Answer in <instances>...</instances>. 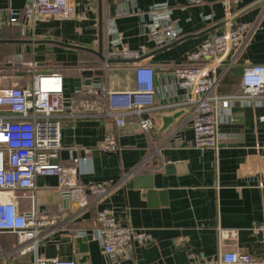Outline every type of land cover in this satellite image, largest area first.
Segmentation results:
<instances>
[{
	"label": "crops",
	"instance_id": "1",
	"mask_svg": "<svg viewBox=\"0 0 264 264\" xmlns=\"http://www.w3.org/2000/svg\"><path fill=\"white\" fill-rule=\"evenodd\" d=\"M167 1L173 19L182 29L180 38L167 46H156L145 33L140 15L117 16L131 8L126 0H72L75 16L39 21L33 32L22 26L0 27V50L13 66L2 75L28 79L26 63L36 62L38 71L58 70L64 76L65 96L75 102V116L62 124L58 161L74 166L78 183L108 182L109 197L96 203L93 197L86 205L60 195V177L39 175L34 191L40 213L50 223L43 229L37 249L22 253L17 236L0 235V263L34 264L35 258L71 259L77 264L78 235H92L101 245L103 264H219L221 253L243 249L260 256L264 225V95L260 103H237L223 115L221 130L226 139L219 150L194 146V129L189 117L190 106L183 102L189 90L180 87L174 70L184 63L188 53L196 50L211 35L227 28V10L231 22H248L253 31L235 64L222 78L219 92L235 95L243 91L242 74L247 66H264V0H241L226 7L224 0H206L190 5L187 0H134L137 8L147 11L158 2ZM26 0H0V19L7 10H23ZM212 16L206 20V16ZM114 16L126 48L137 51V60L124 59L105 67L96 54L100 29L103 32L104 55L107 47L106 17ZM9 50V52L7 51ZM7 53H10L9 55ZM21 59V60H20ZM136 61L151 64L156 70V102L164 108L152 113L155 127L150 136L134 118L124 128L114 119L79 116L82 103L90 101L93 85L113 90L134 87ZM224 67L220 68V72ZM102 71V74H97ZM184 113L166 131L162 115ZM234 121V122H233ZM111 139L118 142L117 151H107ZM167 163H179L173 173H166ZM154 164H157L156 167ZM162 174L163 188L151 199L138 197L130 201L126 180L148 172ZM19 208H31L30 190L17 191ZM67 209L62 211V206ZM109 207L124 226L147 230L152 241L141 244L133 240L129 256L105 253L97 235V212ZM237 231V236L232 234ZM85 232L86 235H81ZM9 253L6 258L2 255ZM85 263L93 264L90 257Z\"/></svg>",
	"mask_w": 264,
	"mask_h": 264
},
{
	"label": "built area",
	"instance_id": "2",
	"mask_svg": "<svg viewBox=\"0 0 264 264\" xmlns=\"http://www.w3.org/2000/svg\"><path fill=\"white\" fill-rule=\"evenodd\" d=\"M131 8H123L117 16L137 14L143 18L145 33L156 46H167L178 40L182 29L173 19V10L167 2L153 4L147 11L137 8L134 0ZM206 0H187L190 5H202ZM241 0H224L228 8ZM8 18L0 19V27L22 26L33 32L39 21L56 18L69 20L75 16L72 0H26L24 9L7 10ZM231 11L227 10V28L211 35L186 56L183 64L174 70L180 87L189 90V97L183 102L190 106L189 117L194 129V146L199 149L219 150L226 133L221 130L220 118L237 103L258 104L264 95V66L251 65L243 70V91L235 95L219 92L226 71L236 62L240 52L248 44L253 28L248 22H231ZM211 20L212 16H206ZM107 37L106 59L138 60L141 54L126 48L122 41L116 18L106 17ZM21 60V59H20ZM103 62V61H102ZM105 67L111 63L103 62ZM28 79L18 80L14 75L0 74V235L4 232L16 234L22 253L37 249L43 229L50 223L40 213L34 191L39 175L60 177V195L76 199L86 205L93 197L96 203L107 199L111 193L108 182L78 183L74 166H64L59 159L62 139V124L74 115L75 102L65 96L64 76L55 69L38 71L36 62H27ZM224 69L220 72V68ZM134 87L127 90H113L102 85H93L90 101L82 103V117L114 119L120 128L130 124L134 118L140 128L152 136L155 127L152 116L146 115L164 108L156 102V70L148 63L136 61L134 65ZM119 144L111 139L107 151H117ZM31 191V208L21 211L18 190ZM62 206V211L67 209ZM97 235L102 240L108 255L129 256L133 240L141 244L152 241V234L143 229L122 225L114 210L104 207L97 212ZM262 253L260 256L243 249L221 253L219 264H264V225L260 227ZM233 236L237 231L233 230ZM81 235H86L81 232ZM80 236V235H78ZM9 253L2 255L6 258ZM7 261H3L2 264ZM1 264V263H0ZM34 264H76L71 259L36 257Z\"/></svg>",
	"mask_w": 264,
	"mask_h": 264
},
{
	"label": "water",
	"instance_id": "3",
	"mask_svg": "<svg viewBox=\"0 0 264 264\" xmlns=\"http://www.w3.org/2000/svg\"><path fill=\"white\" fill-rule=\"evenodd\" d=\"M103 32H102V26L100 29V37H99V45L98 49H91L86 47H79L80 49H85L93 52L98 56V58L101 61H107L108 63H117L122 62L123 60H117V59H106L104 55L103 50ZM102 71H98L97 74H102ZM184 111L180 112H173L168 113L166 115H162L161 118L163 120V126L162 131H166L170 128V126L176 121L178 117H180ZM222 116L220 118L221 124H222ZM234 122V121H233ZM155 167L157 164H154ZM179 165V163H167L164 166V169L166 173L170 174L173 173L175 168ZM148 172L144 174H136L132 178H128L126 180V189H127V195L130 201L137 202L138 203V197L142 196L143 198H149L151 199L152 195L156 194V189L163 188L162 184V174L160 172ZM75 244H76V252L77 254V264L79 263H85L86 260L89 258L88 252L90 254V257L93 260V264H103V259L101 255V245L100 241L98 239H94L93 236L86 235V236H77L74 238Z\"/></svg>",
	"mask_w": 264,
	"mask_h": 264
},
{
	"label": "trees",
	"instance_id": "4",
	"mask_svg": "<svg viewBox=\"0 0 264 264\" xmlns=\"http://www.w3.org/2000/svg\"><path fill=\"white\" fill-rule=\"evenodd\" d=\"M8 52H9V50H8ZM7 54L9 55L10 53H7ZM3 57L6 58L4 55L3 56L0 55V69H2V68L7 69V67L11 68V66H13V64L10 61H8L7 59H4ZM55 70H61V69H55ZM6 72H8V71H6Z\"/></svg>",
	"mask_w": 264,
	"mask_h": 264
},
{
	"label": "rangeland",
	"instance_id": "5",
	"mask_svg": "<svg viewBox=\"0 0 264 264\" xmlns=\"http://www.w3.org/2000/svg\"><path fill=\"white\" fill-rule=\"evenodd\" d=\"M7 51H8V49H7ZM5 53H6V50H4V51H1V50H0V55L3 56ZM5 71H7L5 68L0 69V74H1V73H5Z\"/></svg>",
	"mask_w": 264,
	"mask_h": 264
}]
</instances>
